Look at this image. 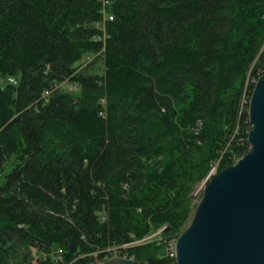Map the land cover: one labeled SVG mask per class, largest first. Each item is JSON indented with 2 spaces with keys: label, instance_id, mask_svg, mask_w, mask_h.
Wrapping results in <instances>:
<instances>
[{
  "label": "trees",
  "instance_id": "trees-1",
  "mask_svg": "<svg viewBox=\"0 0 264 264\" xmlns=\"http://www.w3.org/2000/svg\"><path fill=\"white\" fill-rule=\"evenodd\" d=\"M263 73L264 0H0V264H175L120 247L247 152Z\"/></svg>",
  "mask_w": 264,
  "mask_h": 264
},
{
  "label": "water",
  "instance_id": "water-1",
  "mask_svg": "<svg viewBox=\"0 0 264 264\" xmlns=\"http://www.w3.org/2000/svg\"><path fill=\"white\" fill-rule=\"evenodd\" d=\"M247 152L213 175L174 244L175 264H264V73L247 105ZM94 264H138L112 257Z\"/></svg>",
  "mask_w": 264,
  "mask_h": 264
},
{
  "label": "rangeland",
  "instance_id": "rangeland-1",
  "mask_svg": "<svg viewBox=\"0 0 264 264\" xmlns=\"http://www.w3.org/2000/svg\"><path fill=\"white\" fill-rule=\"evenodd\" d=\"M262 50H263V48L261 49V51ZM254 62H255V60H254ZM253 64L250 65V69L252 68ZM256 81H252V79L249 80V78H248V82L246 81L245 86L246 87L248 86L247 83H252V84L254 83V85H255ZM61 86H62L63 90H67V88H69V85H67V84H61ZM71 92L76 93L77 89L71 88ZM219 160L220 159H216L214 161H211L208 165V169H207L206 173L204 174L203 178L194 184L191 192L189 193L190 215H189L188 219L186 220V223H184V226H182V228H180V230H178L176 233H174L172 235H167L164 237L161 234L166 230L167 227L163 226V227H160L159 229H156L155 231H152L151 234L142 238L141 240L133 241L132 243L126 244L124 247L121 246L120 249L128 252L129 249L138 248L142 251H147V252L157 251V254L160 257L170 256L168 244H170L172 242L175 243L178 236L187 228V226L191 220V217L193 215V212H194L197 204L199 203L203 187L208 183L209 179L213 175H215L221 171ZM116 249H119V248H115V250ZM120 256H122V255H120ZM124 256H126V255L124 254ZM130 259L133 260L134 256H131Z\"/></svg>",
  "mask_w": 264,
  "mask_h": 264
},
{
  "label": "built area",
  "instance_id": "built-area-1",
  "mask_svg": "<svg viewBox=\"0 0 264 264\" xmlns=\"http://www.w3.org/2000/svg\"><path fill=\"white\" fill-rule=\"evenodd\" d=\"M45 95H47V93ZM101 104H104V99L101 100ZM174 244H175L174 242L168 244L169 255L173 256V257H174ZM118 250L119 249L115 250V248H110V249L108 248V249H106L105 251L102 252L103 258L101 260H99L97 257H95V258H97L100 262L104 261V260H107L109 258H112V257H120V258L128 259V258H126V256H124V254L122 256L118 255L119 254ZM70 264H72V263H70Z\"/></svg>",
  "mask_w": 264,
  "mask_h": 264
}]
</instances>
